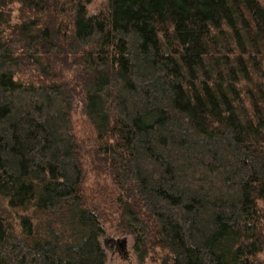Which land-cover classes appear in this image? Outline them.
Wrapping results in <instances>:
<instances>
[{"label":"trees","instance_id":"16d2710c","mask_svg":"<svg viewBox=\"0 0 264 264\" xmlns=\"http://www.w3.org/2000/svg\"><path fill=\"white\" fill-rule=\"evenodd\" d=\"M94 1L0 0V264H106L79 104L140 259L264 264V0Z\"/></svg>","mask_w":264,"mask_h":264},{"label":"rangeland","instance_id":"374dc122","mask_svg":"<svg viewBox=\"0 0 264 264\" xmlns=\"http://www.w3.org/2000/svg\"><path fill=\"white\" fill-rule=\"evenodd\" d=\"M102 1L95 0L93 4H90L92 11H99ZM17 14L18 11L16 10V16ZM79 70L80 67L78 65L66 69L59 79L63 82L71 81L73 83L75 82V75ZM30 79L31 81L34 80L30 74H19L15 77V80H22L26 83ZM72 122L73 132L77 137L85 174L82 188L86 205L96 208L102 214V218L110 220L103 222L104 233L99 239L106 255V264H162L164 258L167 256V251L157 247L151 249L144 259H140L135 251V238L131 234L123 235L120 231L116 232L115 226L118 223L116 219L119 218V213L116 211L118 208L116 205L117 188L111 176L108 174H100L95 168V165L100 162L98 155L95 157L96 161L93 158L97 143L95 142V136L91 126L84 115L82 104L75 107ZM258 204L264 215V201H259ZM111 223L113 224L112 228L110 226ZM111 237L116 241L127 238V241L121 246L120 242L117 243L108 240ZM261 257L264 258V254Z\"/></svg>","mask_w":264,"mask_h":264},{"label":"water","instance_id":"95a60500","mask_svg":"<svg viewBox=\"0 0 264 264\" xmlns=\"http://www.w3.org/2000/svg\"><path fill=\"white\" fill-rule=\"evenodd\" d=\"M108 240H111V241H113V242H117V243L120 242V245L123 246L124 243H126L127 238H122V239L116 241V240H114V238L111 237V238H109Z\"/></svg>","mask_w":264,"mask_h":264}]
</instances>
